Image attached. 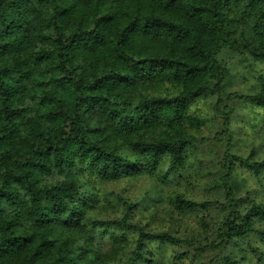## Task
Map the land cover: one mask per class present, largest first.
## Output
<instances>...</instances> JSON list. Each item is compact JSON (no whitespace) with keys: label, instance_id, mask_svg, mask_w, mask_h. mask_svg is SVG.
<instances>
[{"label":"trees","instance_id":"16d2710c","mask_svg":"<svg viewBox=\"0 0 264 264\" xmlns=\"http://www.w3.org/2000/svg\"><path fill=\"white\" fill-rule=\"evenodd\" d=\"M223 49L264 60V0H0V264H154L148 240L190 245L128 213L91 219L138 233L131 254L111 261L115 250L93 249L83 191L67 174L79 163L118 180L152 173L166 156L171 170L182 167L197 142L186 128L199 126L190 105L221 93L229 77ZM261 82L229 97L264 107ZM164 85L173 93H145ZM236 158L264 170V160ZM232 165L226 155L224 202L169 197L180 213L222 209L208 243L217 252L249 234L264 237L254 225L264 202L241 209Z\"/></svg>","mask_w":264,"mask_h":264},{"label":"rangeland","instance_id":"374dc122","mask_svg":"<svg viewBox=\"0 0 264 264\" xmlns=\"http://www.w3.org/2000/svg\"><path fill=\"white\" fill-rule=\"evenodd\" d=\"M219 59L227 66L229 77L221 93L202 96L190 105L188 114L198 120L199 126L192 127L187 121L186 128L197 142L188 147L182 167L171 170L170 158L166 156L154 172L118 180L102 179L86 164L79 163L67 174L83 191L80 198L86 200V233L93 240V249L100 248L103 253L115 250L116 258L111 261L126 259L131 254L138 233L93 225L91 219H120L128 213L132 222L147 230L167 231L191 243L148 240L145 249L151 252L154 264H228L223 257L233 258L239 264H264V237L249 234L232 241L223 251H214L208 243L222 221V209L212 207L180 213L169 199L176 191L198 201L224 202L221 177L226 155H232L231 181L241 209L245 210L251 202H264V170L255 174L236 158L264 160V107L229 97L233 93L251 94L260 90L264 60L231 49H223ZM173 91L172 86L164 85L145 93L166 95ZM123 154L133 155L129 150ZM125 202L135 206L128 210ZM254 225L264 230V220L256 219ZM183 252L185 256L177 259L176 255Z\"/></svg>","mask_w":264,"mask_h":264}]
</instances>
